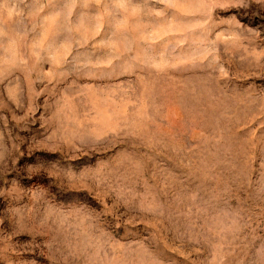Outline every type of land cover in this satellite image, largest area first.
<instances>
[{
    "label": "rangeland",
    "instance_id": "1",
    "mask_svg": "<svg viewBox=\"0 0 264 264\" xmlns=\"http://www.w3.org/2000/svg\"><path fill=\"white\" fill-rule=\"evenodd\" d=\"M0 264H264V0H0Z\"/></svg>",
    "mask_w": 264,
    "mask_h": 264
}]
</instances>
